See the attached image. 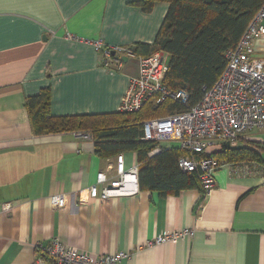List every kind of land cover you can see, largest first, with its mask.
Returning a JSON list of instances; mask_svg holds the SVG:
<instances>
[{"label":"crops","instance_id":"crops-1","mask_svg":"<svg viewBox=\"0 0 264 264\" xmlns=\"http://www.w3.org/2000/svg\"><path fill=\"white\" fill-rule=\"evenodd\" d=\"M140 2L0 0V264H36L52 239L94 257L131 255L117 264H264V130L231 147L252 150L258 161L228 162L223 143L210 142L220 167L206 196L201 185L162 196L140 191L137 181L134 195L108 200L90 197L96 175L115 177L118 156L138 174L135 153L99 158L87 134L32 130L25 102L46 88L52 116L118 112L141 56L104 67L92 43L152 45L168 5L145 11ZM253 55L264 61V36ZM54 195L64 196V207L51 206ZM185 229L193 234L147 246Z\"/></svg>","mask_w":264,"mask_h":264},{"label":"built area","instance_id":"built-area-1","mask_svg":"<svg viewBox=\"0 0 264 264\" xmlns=\"http://www.w3.org/2000/svg\"><path fill=\"white\" fill-rule=\"evenodd\" d=\"M264 36V4L248 23L237 45L225 52L226 66L216 82L203 89L201 99L191 104L186 91H172L163 82L168 72V56L155 52L138 58V74L128 82L118 108L119 113L139 112L144 104L153 100L159 106L166 100L177 103L182 111L153 118L142 123V140L146 142H178L185 155L177 165L184 173H197L204 195L215 188V175L220 163L212 157H200L210 148V142L228 143L235 147L241 135L264 130V61L254 58V46ZM100 54L104 67L121 68L123 58H134L128 48L105 46L101 41L92 43ZM108 69V68H107ZM84 139L88 135L82 136ZM154 148L148 155L159 153ZM116 176L96 175L89 188L91 198L108 200L132 196L137 192V167L126 171L123 157L118 156ZM53 208L64 207L62 195L50 197ZM9 211L8 204L3 205ZM193 230L185 229L164 236H156L147 246H158L165 241L190 237ZM42 256L36 264H117L131 259V255L119 252L112 255L91 256L52 239L39 247Z\"/></svg>","mask_w":264,"mask_h":264},{"label":"trees","instance_id":"trees-1","mask_svg":"<svg viewBox=\"0 0 264 264\" xmlns=\"http://www.w3.org/2000/svg\"><path fill=\"white\" fill-rule=\"evenodd\" d=\"M156 3H166L168 9L152 45L136 44L130 49L136 56L148 57L162 52L169 57L168 72L163 82L172 91L183 90L191 104L197 103L203 89L211 87L226 66L225 52L233 49L248 23L264 4V0H141L143 10ZM147 101L133 114L52 116L51 92L43 89L25 102L32 130L36 136L87 134L94 142V153L99 158H110L120 153H135L138 162V188L155 191L162 196L175 195L182 190L200 186L197 173H183L178 159L179 149H162L149 158L156 142L142 140V123L146 120L181 112V107L166 100L154 106ZM221 146V155L228 162L258 161L252 150ZM206 151L200 157H210Z\"/></svg>","mask_w":264,"mask_h":264},{"label":"rangeland","instance_id":"rangeland-1","mask_svg":"<svg viewBox=\"0 0 264 264\" xmlns=\"http://www.w3.org/2000/svg\"><path fill=\"white\" fill-rule=\"evenodd\" d=\"M160 146L163 148H176L179 147V143L178 142H174V141H170V142H161Z\"/></svg>","mask_w":264,"mask_h":264}]
</instances>
